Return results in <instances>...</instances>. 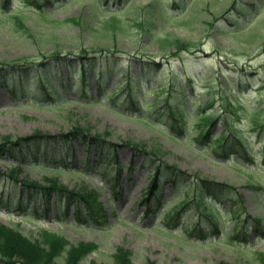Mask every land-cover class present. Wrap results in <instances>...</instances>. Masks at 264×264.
Masks as SVG:
<instances>
[{
    "label": "rangeland",
    "instance_id": "374dc122",
    "mask_svg": "<svg viewBox=\"0 0 264 264\" xmlns=\"http://www.w3.org/2000/svg\"><path fill=\"white\" fill-rule=\"evenodd\" d=\"M152 1L131 0L111 16L93 10L89 6L90 0H72L43 10L52 19L80 20L82 29L69 25V22H62L53 28L52 23L35 12L16 10L22 14L37 41L23 40L0 30L1 64L33 55L38 50L70 53L85 49L88 54L94 50H111L116 54L108 62L112 65L115 61L121 63L118 68L132 66L136 59L145 65V74L139 81L141 86L132 95L135 97L137 94L149 104L154 102V105L146 107L140 101L141 112L134 114L127 101L126 84L123 91L117 92L111 100L109 94L114 87H118L115 84L120 76L103 82L100 96L95 94L97 85L93 79L84 84L74 80L61 87L56 83L57 93L62 92L66 98L74 93L81 95L83 87L95 94V98L83 104L66 102L61 108L52 105L39 107L33 100L27 105L17 106L0 88V138L9 135L12 138L27 137L34 132L52 135L71 131L80 124L95 128L100 134L108 133L109 140L114 144L127 141L149 143L160 147V161L169 166L174 165L190 176L200 175L236 186L237 193L243 198L242 208H238L237 212H243L244 224L248 226L252 218H264L261 198L251 195L246 188V184L252 181L260 185L261 192H264V172H261L264 170V0L183 1V11L170 17L164 13L161 16L163 20L158 22V32L148 38L143 36L141 25L146 21V6ZM252 1L255 6H251ZM240 7L247 8L249 12L241 13ZM111 17L128 27L121 31L119 26L115 29L102 26V22ZM176 39L180 41L179 48L170 44ZM173 73L177 88L151 92L155 86L150 85L147 78L151 82L162 81L170 86L168 78ZM230 89L231 92L228 91ZM183 93L186 97H193L192 115L200 112L206 101L211 100L212 109L207 111L228 117V113L222 110V103L227 99L240 103L237 107L232 105L231 109L239 113L234 119L238 128L236 131L245 137L253 157L252 164L242 160L237 163L235 155L227 158L220 155L219 147L200 145L194 141L196 124L193 117L187 119V127H180L178 132L168 131L165 113L168 102H176ZM185 109L188 110L189 105ZM255 112L257 115L252 123L248 117ZM180 130L182 132L179 133ZM223 130V123L213 127L215 133ZM54 150L57 153L52 161H45L47 155L43 154L36 158L37 161L52 166L65 164L63 168L76 166L78 172L64 170L59 173L60 182L71 193L81 196L100 189L97 191V202L104 203L105 221L101 224L95 221L86 223L84 219H88V214H75L76 204L82 205L85 212L87 210V204L77 195L71 196L70 200L59 201L52 196L50 211L44 214L45 211L40 210L35 214L34 209L42 204L37 202L27 206L24 200L19 205V196L8 199L5 188L11 180L1 178V224L18 229L33 241L40 238L42 231L48 230L73 245H97V250L90 252L79 264H112L113 254L121 247L130 252L131 264H261L255 254H264V236L254 230H251L249 243H241L239 247L235 240H200L190 236L184 231L187 223L184 219L176 223L144 214L145 206L138 200L149 185L147 176L154 164H142L134 150L118 147L114 153L113 158L120 167L118 179L116 169L106 163L100 164L106 169L103 177L93 170L97 162L92 150L86 154L82 166L83 152L77 146L73 147L74 151L69 156L66 151H58L57 147ZM11 167L13 164L7 157H0L2 171H9ZM256 169V173L249 171ZM19 174L21 179L41 180L43 175L50 173L37 167H21ZM107 180L117 186L114 193L104 183ZM165 191L166 199L173 196L178 200L182 196L176 191L173 195V189L169 187H165ZM234 222L235 219H232L227 224V233Z\"/></svg>",
    "mask_w": 264,
    "mask_h": 264
},
{
    "label": "trees",
    "instance_id": "16d2710c",
    "mask_svg": "<svg viewBox=\"0 0 264 264\" xmlns=\"http://www.w3.org/2000/svg\"><path fill=\"white\" fill-rule=\"evenodd\" d=\"M68 1L72 0H0V30L4 34L21 37L23 40L37 41L32 35L33 31L25 23L22 14L17 13L16 10L35 12L41 15L46 22L52 23L53 28L62 22H69V25L78 26L82 29L80 20L78 21L74 18L52 19L43 12L46 7L53 9L56 8L57 4L65 5ZM130 1L90 0L89 6L98 13H107L111 16L120 11L123 4ZM183 1L187 0H168V2L153 0L147 5L146 21L141 25L143 36L154 37L159 30L158 22L163 20L161 16L164 13H168L166 14L167 17L181 13L185 8ZM251 4V6L256 5L254 1ZM169 11L171 12L170 14ZM239 11L243 14L249 12L244 7H240ZM102 26L112 29L119 26L121 31L128 27L124 23H119L114 17L104 20ZM170 44L175 48H179L180 41L176 39ZM115 54L111 50L103 51L102 49L99 51L94 50L91 54H88L85 49L79 52L71 51L70 53L66 51L42 52L38 50L33 55L19 57L11 63H0V88L8 92L9 98L17 106L27 105L29 101L33 100L34 104L39 107L53 105L61 108L66 102L78 105L83 104L87 100H92L94 97L82 95V97L66 100L57 98L56 83L63 86L73 79L84 84L93 79L97 85L98 95H100L103 82L120 76V79L115 84L118 87H114L110 94L111 99L117 96V92L123 91V85L126 84L127 101L134 114L142 109V105L139 104L140 101L146 107L153 106L154 102L149 104L145 98H140L137 94L135 97L132 95V92L141 86L139 81L145 74V65L136 59L132 66H125L124 69L118 68L121 63H116L115 61L112 65L108 62L114 59ZM188 79H190L189 76ZM146 81L150 85L155 86L151 90L153 93L159 90L177 88L176 75L174 73L172 77L168 78L170 86L164 85L162 81L151 82L148 78ZM82 91L87 90L83 87ZM228 91L231 92V89ZM184 93L178 96L176 102H168V109L165 111L168 131L178 132L180 127L181 129L185 125L187 127V119L193 117L194 124H196V135L193 136L194 141L200 145L219 147L221 149L220 155H224L227 158L235 155L237 163L242 160L252 164L253 157L249 152L245 137L236 131L238 128L234 123V119H237L239 113L233 108L231 109L232 105L237 107L240 103L229 99L222 103V110L228 113V117L216 115L212 111L208 112L207 109H212L211 105L213 102L211 100V102L206 101L207 103L200 109V112L192 115L193 106L191 101L193 97L191 95L186 97ZM155 99H157V96ZM186 105H189L188 110H186L187 108L185 109ZM256 113L248 117L250 122H254ZM217 123L224 124V130L221 133L213 131V127ZM180 132L182 131L180 130ZM109 137L108 133L100 134L95 128L89 125L83 127L80 124L76 125L71 131L52 135L34 132L27 137L12 138L10 135L1 137L0 157H7L10 163L13 164L9 171L0 169V179L11 180L5 189L8 199L12 198V196H19V205L24 200H26L27 205H34L39 202V205L42 204L44 207L42 205L41 207H36L34 213L36 214L43 210L45 214L50 211L49 201L52 196H55L56 201H59L66 198L70 200L71 196L77 195L87 204V210L85 212L82 210V205L76 204L75 214L84 216L86 213V215H89L88 219H84L86 223L95 221L96 224H101L107 218V214L104 210V203L97 202V191L100 189L91 190L85 196H81L79 193H71L69 188L60 182L58 175L64 170L78 172L76 166L63 168L62 166L65 164L62 163V165L52 166L38 162L36 158L42 154L47 155L45 161L50 162L57 153L54 150L55 147L60 152L66 151L67 156H69L74 151L73 147L77 146L83 152L80 166L83 165L88 151L92 150L97 162L93 170L100 173L103 177L106 169L104 170L100 164L106 163L116 169L118 179L120 167L113 156L118 147H128L134 150L137 157L141 158L142 164H154L147 176L150 179L149 185L138 200L139 203L145 206L144 214L153 215L161 220L175 221L176 223H179L180 219H184L187 222L184 231L200 240L208 238L235 240L241 247V243H249L251 230H254L258 235L264 236V218H252L253 220L246 226L242 217L243 212H237V209L241 207L243 198L237 193L238 189L236 186L229 183H219L215 180L212 181L211 179L200 177V175L190 176L186 171L180 170L174 165L169 166L161 162L160 147L154 146V148L143 141L138 143L127 141L122 144H114L109 140ZM23 166L44 169L50 174L43 175L41 180L21 179L19 173ZM249 171L256 173L258 170ZM261 172H264V170H261ZM104 183L108 185L112 193L116 191L117 186L112 184L111 180L104 181ZM165 187L173 189V195L175 191L181 193V198L176 200L171 196L170 199H166ZM246 188L251 195L261 198L264 204V192H261L262 187L260 185L249 181L246 184ZM69 200L68 204H71ZM232 219H235V222L227 233V224ZM39 237L33 241L23 235L18 229L0 223V264H79L90 252L96 251L98 248L94 243L73 245L62 236L51 233L48 230L42 231ZM255 255L259 262L264 264V254L257 252ZM112 264H131L130 252L123 247L117 249L112 256ZM145 264L153 263L147 262Z\"/></svg>",
    "mask_w": 264,
    "mask_h": 264
}]
</instances>
